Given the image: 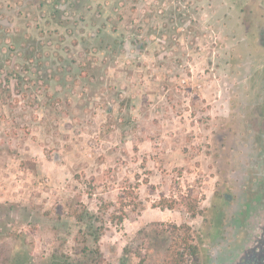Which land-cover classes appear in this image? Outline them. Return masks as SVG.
<instances>
[{
	"label": "rangeland",
	"instance_id": "1",
	"mask_svg": "<svg viewBox=\"0 0 264 264\" xmlns=\"http://www.w3.org/2000/svg\"><path fill=\"white\" fill-rule=\"evenodd\" d=\"M182 2L187 6L181 10L188 13L189 8V13L183 15L180 33L167 37L165 32L160 39L150 34L159 42L155 63L162 61L170 78L160 82L159 95H151L147 115L140 109L135 116L111 117L102 133L90 114L85 119L94 127L88 126L82 137L63 132L68 128L64 113L82 120L68 102L75 90L85 91L88 85L81 81L95 82L104 75L103 68L96 77L79 68L75 62L89 59L76 48L71 52L76 68L68 80L61 69L48 71V76L56 73L65 80L55 79V91L39 83L12 102L14 116L8 121L17 126L8 134L20 141L10 144L6 131H0V264H162L173 223L187 222L194 241L206 243L213 193L231 167L227 158L240 155L237 131L246 130L240 119L258 118L251 106L257 96H264V38H259L264 21L257 16L259 3L228 0L221 9L219 0ZM239 3L242 9L234 12L232 5ZM8 9L14 20L10 28L0 26V50L26 43L40 25L32 12ZM68 51L60 46L55 50L63 56ZM114 53L107 52V64H116ZM24 69L32 70L27 65ZM7 71L0 70V92ZM98 103L103 104L93 102ZM35 114L38 127L55 131V140L42 134L31 159L22 157L18 148L30 151L26 139L31 138L30 118ZM71 135L82 142L64 146ZM240 137L243 147L246 140ZM132 189L136 197L128 195ZM196 196L203 212L193 216L185 203ZM163 197L177 198L179 205L162 209L156 204ZM80 212L85 222L77 220ZM122 212L124 220L118 223L114 215ZM200 257L205 260V251Z\"/></svg>",
	"mask_w": 264,
	"mask_h": 264
},
{
	"label": "crops",
	"instance_id": "2",
	"mask_svg": "<svg viewBox=\"0 0 264 264\" xmlns=\"http://www.w3.org/2000/svg\"><path fill=\"white\" fill-rule=\"evenodd\" d=\"M182 1H185V4L192 3V0H94L92 2L86 0L84 6L83 2L80 3L77 0H0V9L3 15L0 16V26L10 28L12 25L14 16L9 13L8 7L11 9L19 7V11L32 12L34 18H37L38 23H40L36 27V32L33 31L32 38L26 43L17 47H4L3 50H0V70H7L10 67L23 70L25 65L32 69L30 73L24 69L26 74L24 71L19 70L21 77H11V75L5 87L3 86L1 89L0 131H6L5 134L8 137L6 141L10 144L16 141L15 145H18L20 141L18 138L14 140L8 134L11 133L8 132L9 129L12 130L17 126L14 120L8 121L11 114V117L14 116L12 102L17 100V96L20 94L25 96L26 93L24 92L35 89L39 85L48 86L49 89H54V85H57L54 78L46 79L48 76L44 74L52 69L56 72V67L60 63L57 62L59 55L55 50L59 46L71 50L68 51L69 55L64 56L66 60L63 63L64 65L60 64L66 80L72 74L71 68H76L72 64V60L75 58L71 56V52H75V48L76 51L83 54V58L90 59L89 62L97 61L98 64H101L107 52L110 51L115 52L116 58L115 65L105 66L101 64L104 75L99 76L95 82L94 79L81 81L88 85L83 89L85 91L79 93L75 90L72 99H69L68 102L70 108H75V111L78 110L79 118H82V120L75 121V118H68L70 116L64 113L62 116L65 127L68 126V128L62 130L63 132L80 133V136L82 133L88 132V126L92 125L94 127L91 123L92 120L85 119L90 114L91 117H95L94 124L102 133L107 131V120L111 117L116 118L121 114H126L127 117L135 116L140 109V114L147 115L145 112L150 110L151 95H159L162 92L160 91L162 87H158L160 82H163V80L168 82L170 78L165 71V64L162 61L159 62L162 66L155 63L157 53L155 49L158 48L159 42L152 41L151 37L154 34H150L155 33L157 38L160 39L162 36H166L165 32L170 34V30L174 26H176L173 29L176 31V35L180 33V23L182 20H186L183 19V15L186 16L189 13V8L188 13L181 10L182 7L187 6ZM219 1L221 9L228 5V0ZM239 2L247 5L259 3L261 8H259L257 16H261L260 19L264 21V2L262 3L260 0H251L249 3L247 0H239ZM91 3L95 6L90 11L88 6ZM60 5L64 8L62 17L66 19L65 24L61 25L58 20L53 19L52 14L55 8ZM97 5L102 6L100 11H97ZM237 5L241 6V3L232 5L234 12L242 9V7L238 9ZM82 16H84L83 20H81ZM75 21H78V23ZM103 24L106 26H103ZM148 35H150V38H147ZM167 37H170V35ZM74 40H77L76 45L73 44ZM101 40L104 41L101 42ZM82 46L83 49L91 47L92 53L88 56V53H85L86 48L83 50ZM96 46L99 49L94 52L95 50L92 47ZM27 56H29V59ZM161 58L165 57L161 56ZM11 59L10 66L8 62ZM82 61V63L75 62L79 68H85L84 64L87 59ZM159 78H162V81ZM108 84L116 86V90L107 88L104 90L103 87L108 86ZM75 87H78V85H75ZM90 93L94 99H91V95L88 96ZM98 100H101L103 104L98 103L95 106L93 102ZM121 100L126 101L125 106L120 104ZM77 102L79 104L76 107L73 106ZM92 106L95 107L94 110H91ZM97 118L100 123L96 121ZM30 121L31 130L28 129L31 132V138L26 139V143L30 145V151L29 149H23L22 145L18 148V151L22 157L33 159L35 157L34 148L39 147V138L42 134L47 136V139L50 138L48 141L54 143L55 131L50 133L49 129L43 128L44 130H42L40 125L38 127L39 121L36 114L30 118ZM36 132H39V134H36ZM129 135L126 134V140ZM70 137L64 142V146L69 147V141L72 140L82 142L80 137L74 139V136L71 135ZM23 140H21V144ZM0 144H2L1 140Z\"/></svg>",
	"mask_w": 264,
	"mask_h": 264
},
{
	"label": "flooded vegetation",
	"instance_id": "3",
	"mask_svg": "<svg viewBox=\"0 0 264 264\" xmlns=\"http://www.w3.org/2000/svg\"><path fill=\"white\" fill-rule=\"evenodd\" d=\"M259 38L262 41L264 31ZM260 86L264 93V81ZM251 107L258 118L240 119L246 127L245 133L237 131L240 155L227 158L231 167L213 193L207 241L197 243L200 264H264V96H257Z\"/></svg>",
	"mask_w": 264,
	"mask_h": 264
},
{
	"label": "trees",
	"instance_id": "4",
	"mask_svg": "<svg viewBox=\"0 0 264 264\" xmlns=\"http://www.w3.org/2000/svg\"><path fill=\"white\" fill-rule=\"evenodd\" d=\"M83 2V5L85 6L86 3L83 0H77ZM88 1H94V0H88ZM95 5L94 4H90L88 6L89 10L91 11L93 9ZM101 5H97V11L101 10ZM64 8L61 7V5L57 8H55L53 14V18L57 19L59 24H65V20L62 17ZM83 17H81V20H83ZM76 23H78V21H75ZM103 26H106L105 24H103ZM176 26L173 27V29ZM171 29L170 30V36L172 35V37L175 35L176 31ZM164 32V31H163ZM104 40H101V42H103ZM173 40L170 39V43H175L172 42ZM74 45L77 44V40H74L73 42ZM92 49H94L96 51H98V47H92ZM67 50H69L67 48ZM86 52L88 54L92 53L91 47L86 48ZM59 60L57 61L58 63H60L61 65H64L63 63L66 62L64 56L62 54H59ZM29 56H27L28 58ZM113 57V56H112ZM29 59V58H28ZM90 60V59H89ZM111 60H113V58H111ZM110 61V58L107 56H105V59L102 60L101 64H104L105 66H108L110 64H107ZM56 62V61H55ZM12 63V59L8 62V65H10ZM60 64L57 65L56 70L61 69ZM101 64H98V62H89L88 60L85 62L84 66L88 71H92L91 76L92 77H96L99 75L100 72H102L101 70ZM11 66V65H10ZM18 72V73H17ZM17 75L18 77H21L19 75V69H14L13 67H10L4 77L5 82L9 81V78L11 75ZM48 76V73L44 74ZM54 78L56 80H59L58 82L63 83L65 80L63 79V77L59 76L58 74H50L46 79H51ZM63 79V80H62ZM45 81V80H44ZM63 81V82H62ZM2 84V85H4ZM48 87V86H47ZM120 103H124V100H121ZM126 103V101H125ZM128 195L130 196H135L136 197V193L135 190H127ZM122 203H124V200H121ZM157 206L161 207L162 209H174L179 205V201L177 200V198H168V197H163L161 198L158 203L156 204ZM186 210L189 211L193 216H196L198 213H202L203 210L199 207L198 205V198L193 197L190 198L186 203ZM77 217V220L80 222H85V215L83 212L77 213L75 215ZM124 212L114 215L113 219H117L118 223H122L124 220ZM191 226L190 224H188L187 222H183L180 224H176L173 223L171 224V230L169 231V243L168 246L166 248V252H165V257L163 260L162 264H200L199 261V247L197 245V243L194 241V236L192 235V231H191ZM96 240H98V238H96ZM125 252H128V248L125 247L124 248Z\"/></svg>",
	"mask_w": 264,
	"mask_h": 264
}]
</instances>
